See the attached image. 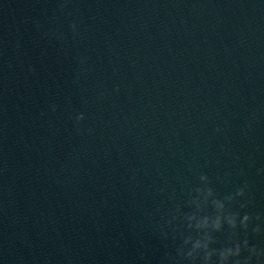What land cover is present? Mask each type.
I'll return each mask as SVG.
<instances>
[{
    "label": "water",
    "instance_id": "95a60500",
    "mask_svg": "<svg viewBox=\"0 0 264 264\" xmlns=\"http://www.w3.org/2000/svg\"><path fill=\"white\" fill-rule=\"evenodd\" d=\"M0 264H264V0H0Z\"/></svg>",
    "mask_w": 264,
    "mask_h": 264
},
{
    "label": "clouds",
    "instance_id": "9594fccd",
    "mask_svg": "<svg viewBox=\"0 0 264 264\" xmlns=\"http://www.w3.org/2000/svg\"><path fill=\"white\" fill-rule=\"evenodd\" d=\"M79 119H83V117L81 116V117H79Z\"/></svg>",
    "mask_w": 264,
    "mask_h": 264
}]
</instances>
